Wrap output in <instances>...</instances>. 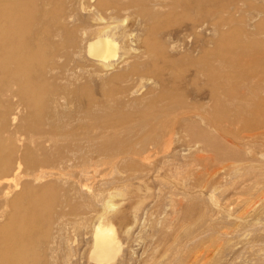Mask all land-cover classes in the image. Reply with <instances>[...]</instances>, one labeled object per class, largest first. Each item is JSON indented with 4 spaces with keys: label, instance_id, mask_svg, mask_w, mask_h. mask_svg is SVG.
<instances>
[{
    "label": "bare ground",
    "instance_id": "1",
    "mask_svg": "<svg viewBox=\"0 0 264 264\" xmlns=\"http://www.w3.org/2000/svg\"><path fill=\"white\" fill-rule=\"evenodd\" d=\"M169 1L0 0V264H54V256L65 252L70 257L67 231L90 216L91 257L110 263L118 240L115 229L101 222L95 178L170 154L165 144L173 124L188 132L190 147L227 161L240 186L256 177L241 159L244 150L264 142V21L256 33L244 30L233 40L237 60L215 61L209 37L224 24L234 26L251 0L223 6L215 26L192 25L204 36L202 47L171 63L183 77L190 73L193 82L202 81L207 96L189 103L169 88L157 101L155 90L144 96L153 84L147 67H133L128 50L117 58L116 37L133 38L120 30L118 17L135 11L147 24ZM210 8L205 14L212 15ZM94 18L100 23L89 24ZM148 57L152 64L155 52ZM64 58L56 75L53 64ZM82 61L86 68L76 65ZM93 82L98 91H87ZM128 180L124 175L101 185Z\"/></svg>",
    "mask_w": 264,
    "mask_h": 264
},
{
    "label": "rangeland",
    "instance_id": "2",
    "mask_svg": "<svg viewBox=\"0 0 264 264\" xmlns=\"http://www.w3.org/2000/svg\"><path fill=\"white\" fill-rule=\"evenodd\" d=\"M207 1H169L147 24L135 11L118 17L120 30L131 33L133 38L124 41L116 37L117 58L128 50L132 53L129 56L132 55L133 67L140 64L147 67V78L153 84L145 88L144 96L155 90L154 99L158 101L170 88L169 92L189 103L206 98L208 91L204 83L193 82L190 73L183 77L171 62L197 46L202 47L204 36L194 33L193 26H215L221 8L234 0ZM208 7L212 15L205 14ZM263 7L264 0H251L234 26L224 24L216 36L209 37L208 47L217 55L215 61L219 57L237 60L233 40L244 30L257 32L256 25L264 21L260 17ZM94 22L100 23L94 18L89 24L96 25ZM80 26L76 28L86 27ZM150 50L156 55L152 64L148 62ZM64 63L65 58L55 61L56 75L62 73ZM76 65L86 68L88 64L82 61ZM87 87V91H98V83ZM172 131L173 137L165 144L170 154L157 153L144 163L128 168L126 173L106 171L95 178L98 188L95 187L101 191L97 208L101 222L115 229L119 247L110 263L101 264H264V142L242 153L241 164L257 171L256 177L242 181L247 183L244 187L227 170V161L190 147L189 134L181 124H173ZM124 175L129 179L124 183L111 187L101 185ZM86 183L94 186L93 180ZM91 218L81 219L83 222L80 220L81 224L72 230L69 227L66 239L70 238L73 246L71 256L67 258L66 252L61 251L54 256V264H69V261L70 264H99L91 257L94 226Z\"/></svg>",
    "mask_w": 264,
    "mask_h": 264
}]
</instances>
